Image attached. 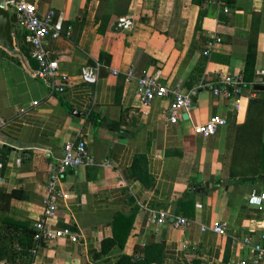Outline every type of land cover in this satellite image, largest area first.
I'll return each mask as SVG.
<instances>
[{"label":"crops","instance_id":"obj_1","mask_svg":"<svg viewBox=\"0 0 264 264\" xmlns=\"http://www.w3.org/2000/svg\"><path fill=\"white\" fill-rule=\"evenodd\" d=\"M32 1L41 12L54 9L62 21L80 18L83 23L74 30L75 43L61 36L50 48L59 70L69 77L62 93L48 94L30 76L27 63L0 56L5 122L0 128V191L21 193L0 210V234L7 239L0 245V264H22L15 247L34 243L33 223L42 214L47 173L63 144L80 137L97 165L64 175V196L53 220L77 234L78 241L40 242L33 264H119L121 257H134L137 247L152 243L163 246L160 264H249L251 255L240 240L248 237L264 246V203L251 206L246 199L253 191L264 192V183L228 182V167L235 127L260 92L246 86L235 111L231 101L213 96L212 85L226 75L243 79L249 41L256 51L253 80L256 71L264 70V0H231L227 13L217 0H204L198 29L200 7L191 0ZM99 2L104 6L100 11ZM107 2L114 4L108 11L112 17L99 34L94 17L97 11L105 13ZM127 15L134 19L133 28L116 29V19ZM17 34L14 40L21 43ZM213 37L220 42L205 56ZM100 52L106 56L100 58ZM85 68L93 70L89 81L82 77ZM147 74L183 93L194 90L189 114L170 124L171 98L143 106L138 78ZM215 115L228 124L209 138L193 134L194 126ZM90 116L106 118L115 128L96 125ZM191 186L194 204L180 208L177 203ZM149 211L182 216L190 224L183 230L170 222L155 227L148 222ZM117 215L133 217L123 246L117 242L122 231L113 229ZM222 222L224 234L201 231ZM18 224L27 229L29 240Z\"/></svg>","mask_w":264,"mask_h":264},{"label":"built area","instance_id":"obj_2","mask_svg":"<svg viewBox=\"0 0 264 264\" xmlns=\"http://www.w3.org/2000/svg\"><path fill=\"white\" fill-rule=\"evenodd\" d=\"M217 4L224 13L229 11V0H217ZM0 8L9 12L13 20L12 26L16 32L21 33L23 45L30 51V58L35 65L32 67L31 63L27 62L30 76L38 80L50 95L64 92L70 82L69 77L59 70L58 63L52 58V52L48 48L51 40L55 41L62 36L61 17L57 16L54 9L39 11L36 2L32 0H0ZM115 26L121 31L131 30L134 26V19L130 15L118 17ZM217 42H220V39L213 37L212 41L207 43L203 54L209 56L214 43ZM99 67L100 65H97L94 70ZM111 72L114 75L118 73L115 70ZM82 74L83 79L89 81L90 76H93V70L92 68H85ZM255 75L258 80H253L248 84L240 76H222L212 85V94L215 97L231 101L233 109L238 111L240 106L237 100L243 96L245 87L264 85V70L256 71ZM132 76L133 71L128 70L126 77L131 78ZM137 97L143 106H147L155 98H171L167 109V120L170 124H176L183 118V115H188L192 110L195 91L183 93L178 87L171 88L160 82L157 75L147 74L138 78ZM32 105L36 106L37 102ZM21 112L25 111L21 110ZM227 124L228 122L224 117L211 116L205 123L194 126L193 134L201 138H209ZM4 125L5 122L0 114V128ZM1 154L2 142L0 141V157ZM96 165L94 156L89 152L85 140L81 137L63 144L61 154L54 159V163L46 176L42 214L33 223L36 232L34 243L26 249L19 245L15 247L18 256L23 258L22 264H33V258L39 250L40 242H52L58 239H66L72 243L78 241V235L69 228L57 227L53 223L58 211V202L64 196L62 180L67 172ZM103 166L108 167L109 165L104 162ZM246 201L251 206L260 207L264 203V192L253 191ZM147 219L155 227L170 222L179 230L185 229L190 224V220L185 217L173 216L162 211H149ZM226 229L227 226L224 222L217 223L212 227H201V231L211 230L216 234H224ZM240 244L251 255L249 264H260L264 261V246L262 244L253 242L248 237L242 238ZM238 264L248 263L241 261Z\"/></svg>","mask_w":264,"mask_h":264},{"label":"trees","instance_id":"obj_3","mask_svg":"<svg viewBox=\"0 0 264 264\" xmlns=\"http://www.w3.org/2000/svg\"><path fill=\"white\" fill-rule=\"evenodd\" d=\"M193 4L200 7L197 25L204 16L205 11L202 6L204 0H191ZM107 6H105L106 11L102 15H99L98 12L104 7L102 2H99V7L97 14L94 17V24L98 25L97 32L99 34H103L106 26L108 25L111 15L108 11L112 10L114 4L113 2H107ZM231 0H229V4ZM106 5V4H105ZM11 23L13 20L11 18ZM83 20L80 18H76L73 21H62V37H65L67 40L75 43L76 40L73 37L74 30L79 25L81 26ZM13 28V36L16 35L17 32L15 28ZM69 28H71L72 32H69ZM195 28V29H196ZM70 30V31H71ZM67 33H69L67 35ZM21 38V37H20ZM22 40V38H21ZM54 41L51 40L48 48H52ZM21 44V45H20ZM15 49L17 53L11 54L6 52L3 48L0 47V56L6 59L12 60L19 65H25V63L30 62L32 60L30 58V51L27 47L23 45V42L17 43L15 42ZM104 53L100 52V58H104ZM255 47L249 41L248 50L246 53L244 67H243V81L245 83H250L253 81L254 77V62H255ZM106 56V55H105ZM259 97L251 99L248 102L246 117L242 124L235 127L234 137L231 146L230 152V162L228 167V182H234L238 184H254L256 182L264 183V139H263V129H264V92H260ZM90 120L99 126L115 128V123L108 121L106 118L90 116ZM3 152V151H2ZM142 179V178H140ZM143 180V179H142ZM147 184V182H145ZM193 186H191V190L187 191L181 200L178 201V206L180 208H184L187 206H193ZM21 193L19 190L13 189L10 192L6 193L0 191V210L3 211L8 205L11 199H20ZM186 212V211H184ZM186 214V213H185ZM132 215L130 217H125L123 215L116 216V224L113 225V229L115 230L117 226H119V231H122L123 236L121 237V241H117L121 246H123L125 239L129 235L132 226ZM20 231L24 234L26 240L30 239V235L27 232V229L22 225L18 224L17 226ZM115 238H119V234L117 231L113 232ZM7 239L0 234V245L4 244ZM22 248H29V246H24L22 244H17ZM1 252V248H0ZM17 253V251H16ZM18 255V253H17ZM163 258V246L161 243H152L143 248L137 247L135 249L134 257L123 256L120 259L119 264H160ZM0 259L2 257L0 256Z\"/></svg>","mask_w":264,"mask_h":264},{"label":"water","instance_id":"obj_4","mask_svg":"<svg viewBox=\"0 0 264 264\" xmlns=\"http://www.w3.org/2000/svg\"><path fill=\"white\" fill-rule=\"evenodd\" d=\"M12 30L9 12L0 8V47L8 53L15 54L17 50L15 49V40ZM252 89L257 92H264V85H254ZM192 102L194 103L195 99H193Z\"/></svg>","mask_w":264,"mask_h":264},{"label":"rangeland","instance_id":"obj_5","mask_svg":"<svg viewBox=\"0 0 264 264\" xmlns=\"http://www.w3.org/2000/svg\"><path fill=\"white\" fill-rule=\"evenodd\" d=\"M15 31H16V29H15ZM20 43V42H19ZM21 45V44H20Z\"/></svg>","mask_w":264,"mask_h":264}]
</instances>
